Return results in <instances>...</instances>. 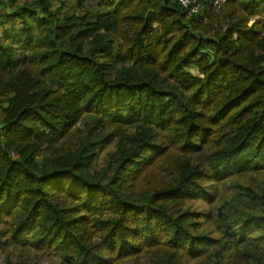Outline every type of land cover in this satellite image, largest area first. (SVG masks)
<instances>
[{
	"label": "trees",
	"instance_id": "16d2710c",
	"mask_svg": "<svg viewBox=\"0 0 264 264\" xmlns=\"http://www.w3.org/2000/svg\"><path fill=\"white\" fill-rule=\"evenodd\" d=\"M222 2L0 0V251L264 264V0Z\"/></svg>",
	"mask_w": 264,
	"mask_h": 264
},
{
	"label": "rangeland",
	"instance_id": "374dc122",
	"mask_svg": "<svg viewBox=\"0 0 264 264\" xmlns=\"http://www.w3.org/2000/svg\"><path fill=\"white\" fill-rule=\"evenodd\" d=\"M71 4L72 2L70 1L69 5ZM112 150H113V146L112 145L108 146V148L102 152V156H104L108 151H112ZM198 205L200 206V204ZM194 207L199 208L197 207V205H194ZM28 255L29 258L26 259L25 257L26 253L21 254L18 250L9 247L5 251H0V264H20L21 262L23 264H64L58 257L54 255H45V254L42 255V253L38 251L29 252ZM125 264H137V263L127 262ZM138 264H148V262L141 261Z\"/></svg>",
	"mask_w": 264,
	"mask_h": 264
},
{
	"label": "built area",
	"instance_id": "2783aa9c",
	"mask_svg": "<svg viewBox=\"0 0 264 264\" xmlns=\"http://www.w3.org/2000/svg\"><path fill=\"white\" fill-rule=\"evenodd\" d=\"M185 11L188 16H196L199 14V9L204 4L212 5L214 8H221L223 6L222 0H175Z\"/></svg>",
	"mask_w": 264,
	"mask_h": 264
},
{
	"label": "bare ground",
	"instance_id": "6f19581e",
	"mask_svg": "<svg viewBox=\"0 0 264 264\" xmlns=\"http://www.w3.org/2000/svg\"><path fill=\"white\" fill-rule=\"evenodd\" d=\"M194 16V15H193ZM192 17V16H191Z\"/></svg>",
	"mask_w": 264,
	"mask_h": 264
}]
</instances>
